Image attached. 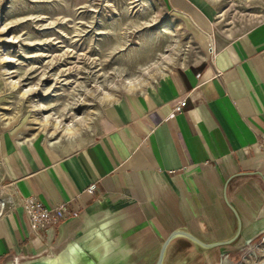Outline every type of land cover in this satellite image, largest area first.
Instances as JSON below:
<instances>
[{
    "label": "crops",
    "instance_id": "crops-1",
    "mask_svg": "<svg viewBox=\"0 0 264 264\" xmlns=\"http://www.w3.org/2000/svg\"><path fill=\"white\" fill-rule=\"evenodd\" d=\"M191 1L213 17L199 0H167L175 10L190 11L198 24L181 13L207 34L205 57L173 67L152 93H122L119 103L103 108L96 137L86 145L60 152L17 143L13 130L0 126V168L9 187L46 207L67 202L76 212L45 238L30 232L22 209L5 213L0 263L7 257H56V246L87 231L78 218L96 202L127 219L119 225L120 247H129L134 264H150L177 228L205 242L233 239L202 253L208 264H239L245 247L236 246L264 232V19L217 39ZM183 99L181 111L174 112ZM190 259L186 264H205L202 256ZM119 260L110 264H125Z\"/></svg>",
    "mask_w": 264,
    "mask_h": 264
},
{
    "label": "rangeland",
    "instance_id": "rangeland-1",
    "mask_svg": "<svg viewBox=\"0 0 264 264\" xmlns=\"http://www.w3.org/2000/svg\"><path fill=\"white\" fill-rule=\"evenodd\" d=\"M188 4L205 14L192 1ZM221 7L226 10L225 22H218L214 17L210 19L205 14L217 39L242 32L264 19V0H225L219 8ZM181 12L188 14L194 21L190 11L175 10L167 0H0V104L9 102L13 96L5 92L4 76L18 77L24 74L20 83L27 84L34 83L46 70L48 77L41 81L45 85L50 82L49 75L61 67L65 68L62 73L66 74L61 78L76 77L83 82L84 88L93 89L96 86L94 78L97 76H94L96 72L91 62H101L102 71L110 72L118 64L135 70L138 64L145 63L163 49V45L170 40L171 33L179 35L184 32L189 37L183 39L188 45L185 51L188 63L202 60L207 51L193 38ZM153 19L157 21L152 24ZM49 21L52 23L48 24ZM143 21L149 23L123 33L122 28ZM118 42L124 43L125 47L109 53L112 44ZM62 51L67 52L64 58L59 56ZM48 58L53 60L50 67L45 64ZM4 71L8 73L3 74ZM100 77L98 75L97 79L101 81ZM68 87L66 84L63 89L67 90ZM84 88L80 90L82 95L85 93ZM35 98L42 99L45 95L38 91ZM45 99L60 100V103L70 100L65 94L59 98L50 95ZM18 107L19 115L8 126L1 128L5 132L13 130L14 138L32 131L27 126L30 116L27 103L22 102ZM82 108H74V111L81 112ZM13 110L11 108L4 111L10 113ZM95 137L96 135L92 139ZM6 182L0 168V197L4 192L2 186ZM253 243L258 244L253 247L255 256L247 257V261L240 258L241 264H253L262 258L259 250L264 245V239L260 236ZM247 253L244 248L240 255L243 257ZM235 263L233 261L229 264Z\"/></svg>",
    "mask_w": 264,
    "mask_h": 264
},
{
    "label": "bare ground",
    "instance_id": "bare-ground-1",
    "mask_svg": "<svg viewBox=\"0 0 264 264\" xmlns=\"http://www.w3.org/2000/svg\"><path fill=\"white\" fill-rule=\"evenodd\" d=\"M138 0H132V2ZM201 3L207 6L206 10L210 14L218 19V22H225L226 10L224 7H220L221 3L225 0H199ZM229 1V0H228ZM231 1V0H230ZM241 2H247L248 0H240ZM78 4V3H77ZM185 19L188 28L193 33V38H196L200 45L207 48L209 39L207 34L201 31L189 17L182 14ZM141 21V20H140ZM152 24L156 23L157 19L152 20ZM52 22L49 21L48 24ZM149 22L133 23L131 26H127L123 33L126 34L131 30H136L141 24ZM226 23H229L226 21ZM181 28V27H179ZM227 30L229 27L226 28ZM129 30V31H128ZM231 36L230 34H227ZM189 38L186 33L181 32L179 35L171 33L170 40L163 45V49L157 51L152 58L145 63L138 64V68L130 70L123 64L113 66L108 71H102L101 62H91L92 68H94L95 75H100L101 81L95 77V87L84 88L83 82L78 81L76 77L61 78L66 75L65 68H57L54 73H51L50 82L42 85L41 81L48 77L46 70H44L34 83L23 84L20 83L21 77H9L4 76V84L6 86V93L12 94V99L9 102H2L0 104V126H8L20 113L18 105L22 102L27 103V108L30 111L27 126L30 128V132L25 135H19L14 140L17 143H35L37 146L44 145L60 152H66L70 149H75L86 145L92 140V137L96 135V121L102 115L103 108L109 104L120 102L121 94H145L152 93V86L159 78H165L170 73L173 67L177 65H184L185 51L187 46L183 42L184 38ZM124 43H114L110 47L109 53H114L124 48ZM67 52L62 51L59 53L60 58H64ZM46 67H50L53 64V60L48 58L45 62ZM30 67H28L29 69ZM79 71V69L77 70ZM99 74H98V73ZM3 74L8 71L2 72ZM78 73V72H77ZM76 73V74H77ZM110 74V75H109ZM173 77V76H172ZM69 85L67 90H64V85ZM106 86V87H105ZM57 87L56 89H54ZM85 89L84 95L80 90ZM40 91L45 95V98L50 95L60 97L66 95L70 100L63 101L51 100L48 101L45 98L36 99L35 93ZM59 105L58 108L57 105ZM83 107L81 112H75L74 108ZM13 108L12 112H7ZM45 111V112H43ZM111 111V110H109ZM112 112V111H111ZM113 114V113H112ZM4 178V176H3ZM6 191V190H5ZM9 195L10 192H5ZM3 200L0 198V204ZM245 248H248L249 256H255V251L251 248L250 243L247 241ZM261 253V259L257 264H264V246L259 250ZM70 251L64 254V257ZM71 253V252H70ZM57 257V256H56ZM55 257V258H56ZM104 258V256L102 257ZM106 264L112 263L110 259L104 258Z\"/></svg>",
    "mask_w": 264,
    "mask_h": 264
},
{
    "label": "water",
    "instance_id": "water-1",
    "mask_svg": "<svg viewBox=\"0 0 264 264\" xmlns=\"http://www.w3.org/2000/svg\"><path fill=\"white\" fill-rule=\"evenodd\" d=\"M101 204L96 202L78 219L83 222V228L87 231L80 233L75 238H69L56 246L55 252L57 257H50L44 254L36 257H7L0 264H106V260L102 258L104 255L111 260L125 261V264H134L137 259L129 254V247L124 250L122 245L121 233L119 225H123L126 218L120 217L109 208H101ZM95 209V210H93ZM94 211V212H93ZM93 212V218L89 217V213ZM89 217V218H88ZM129 227V226H128ZM116 231V233H115ZM115 233V234H114ZM78 234V232H77ZM238 233L234 238H238ZM178 239L188 242L191 246L184 247L178 244ZM232 240L205 242L197 235L184 228H177L169 232V234L161 242L157 255L150 264H186L189 262L191 254L202 256L205 264L208 261L204 257L203 249L229 245ZM247 239L236 246L237 248L245 247ZM184 249H190L187 253L182 254ZM70 251L64 257L66 252ZM132 254V253H131ZM131 256V257H130ZM119 260V261H120ZM178 260V261H177ZM146 260L139 259L138 264H143Z\"/></svg>",
    "mask_w": 264,
    "mask_h": 264
},
{
    "label": "built area",
    "instance_id": "built-area-1",
    "mask_svg": "<svg viewBox=\"0 0 264 264\" xmlns=\"http://www.w3.org/2000/svg\"><path fill=\"white\" fill-rule=\"evenodd\" d=\"M185 103L186 101L184 99L180 101V103L174 107V112H180ZM3 180L5 179L3 178ZM5 187H9V184L4 183L2 188ZM8 189L10 190V194L6 195L5 193L2 197H0L3 200V202L0 204V218L4 216L5 213L20 208L27 217L30 232H43L44 238L47 235L48 231L53 226L58 224L61 220L76 215V212L72 208H70V205L67 202L61 203L54 207H46L35 197L24 198L17 195L16 191L12 190L10 187ZM87 189L88 191L93 192L95 190V185L92 184ZM260 236L262 237V239H264V232ZM253 242V240L249 241L251 248L258 245H254ZM249 254L250 252L248 251L247 255H244L242 257L243 261H247L246 258L249 257ZM225 256L227 255L225 254ZM222 261L223 260L221 259L220 262L222 263ZM257 263L258 262L253 264Z\"/></svg>",
    "mask_w": 264,
    "mask_h": 264
}]
</instances>
